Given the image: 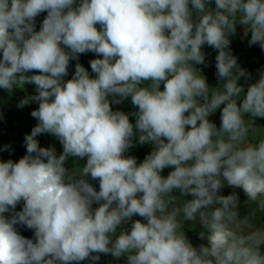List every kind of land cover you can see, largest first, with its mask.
Returning <instances> with one entry per match:
<instances>
[{"label":"clouds","instance_id":"9594fccd","mask_svg":"<svg viewBox=\"0 0 264 264\" xmlns=\"http://www.w3.org/2000/svg\"><path fill=\"white\" fill-rule=\"evenodd\" d=\"M212 2L0 0V89L34 85L17 107L38 103L26 154L0 160V264H98L102 254L126 264H264V227L239 218L235 191L264 211V138L249 142L264 118V70L245 91L239 81L251 73L230 49L241 25L264 51V0ZM205 45L218 52L217 87L197 67L208 66ZM89 52L94 77L79 63ZM129 97L137 111L113 110ZM218 109L219 127L209 118ZM41 134L62 152L41 147ZM136 137L153 146L139 164L125 155ZM69 157L86 158L79 175ZM226 185L233 192L221 195ZM186 222L207 244L193 246Z\"/></svg>","mask_w":264,"mask_h":264},{"label":"trees","instance_id":"16d2710c","mask_svg":"<svg viewBox=\"0 0 264 264\" xmlns=\"http://www.w3.org/2000/svg\"><path fill=\"white\" fill-rule=\"evenodd\" d=\"M99 27V26H97ZM83 56L87 55H94L96 58L97 56L94 53H86L82 54ZM77 61L71 60L68 68V75L64 78L65 80L71 79L72 75L74 74L75 71V64ZM79 63L84 66L90 73L91 76L94 77V73L91 72V67L89 61H79ZM198 66V65H197ZM214 82H217V77L216 75H209L207 77V83L209 86L211 84H214ZM243 79L241 78L239 83L244 86L243 84ZM147 83V82H145ZM214 87V86H210ZM23 88H14V99L18 102L15 104H11L10 107L6 110V113L3 116H0V148H3L4 145H10L11 146V151H0L1 154L5 157L4 161L10 159L9 156L11 153L14 154V159L13 161H18L23 155L26 154V148L24 145V136L25 134H30L32 128L34 127L33 122H27L24 121V117L26 116L25 114L27 113L28 115H31V111L36 109V105L34 102L30 103L29 105L25 106L24 108L20 109L17 107V104L19 103L20 100L25 98L26 96H32L35 95L34 92L26 93ZM161 90H163V85H161ZM1 91V89H0ZM246 91V89H245ZM113 110H120L125 113H131L134 111H137V109L132 105L131 103V98L129 97L128 99L124 100L121 104L112 105ZM217 113V114H216ZM216 113L211 115L209 118L212 120L214 123H216L217 127L220 125V118L218 117V114H220V111L218 110ZM32 119V116H31ZM131 122H135V118L130 116ZM253 126H257L258 128L264 127V118H257L255 121H253ZM23 139V140H22ZM40 146L41 147H49L53 146L56 149L57 155H59L62 152V145L58 141L57 138L51 135H42L37 137ZM138 139V137L134 138V143L135 140ZM261 139V138H260ZM259 140V139H258ZM258 140H253V134L252 131L250 132L249 135V142L251 143H257ZM153 146L151 144H144V145H139L138 143H135L133 147L129 149V152L126 153L125 155H131L137 158V163L139 164L140 162L143 161L145 156L149 154L152 151ZM82 161L81 166L79 164H76V161ZM85 161V162H84ZM86 164V158L85 159H78V158H72L69 157L68 160L66 161L65 166L68 169H76L79 170L80 167H83ZM172 168H165L161 175L162 176H167L170 171H172ZM92 185L96 188V190H99V185L98 181H93L92 180ZM236 193L239 196V201H240V206H239V218H243L245 216H249V224L252 226V228H261L264 227V217L258 216L256 211L258 209L256 208L255 205H249L247 203L248 198L246 195L243 193L242 189H235ZM233 192V189H231L226 195H229ZM176 195H179V193H174ZM186 199H191L190 196L186 197ZM94 208L98 207L97 204H93ZM130 223L128 225H125V227L130 228ZM201 230L200 225L197 223L196 225L192 226V222H186L185 223V233L187 238L190 240V242L193 244L194 247H199L201 244H207L206 240H201L199 238V231ZM251 229L245 228L244 231H249ZM119 231V230H118ZM29 238H33V235H30ZM261 251L264 252V246H261ZM109 255L106 256V259L102 264H109ZM84 261L80 262H71V264H81Z\"/></svg>","mask_w":264,"mask_h":264},{"label":"rangeland","instance_id":"374dc122","mask_svg":"<svg viewBox=\"0 0 264 264\" xmlns=\"http://www.w3.org/2000/svg\"><path fill=\"white\" fill-rule=\"evenodd\" d=\"M210 6L212 8L215 7L214 0ZM46 15H47V13L44 12V13H41L36 18V29L37 30H39V27L42 23V20L44 19V17ZM250 36H251L250 32L246 33L245 28L241 25H237L236 33L234 35L230 36V41H231L230 49H231L233 55H235L237 57L238 63L240 64V66L242 68L246 69L249 73H251V78L248 81H245L244 78H242L244 81L243 84H244L245 89H247V86L249 84L254 83L258 79L259 70H264V51H262L258 45L249 46L248 41L250 39ZM202 51H204L206 53L205 59H206V63L208 66L205 67L204 65H198L197 67L201 70L202 74L207 79V77H209V75H211V74L215 75V73H216L215 57L218 54V52H217V50H214L213 48H211L207 45H205L202 48ZM0 58H2V53H0ZM95 58L96 57L94 55H89V56L80 55L79 61H82V62L90 61V60L95 59ZM31 74H38V73H29V75H31ZM218 84H219V82L217 81L216 83L214 82V84H211L210 86L217 87ZM22 88H23L22 90H24L26 93L27 92L30 94H32L31 92L35 93V86L34 85H30V84L24 85ZM13 97H14V89L11 93L5 91L4 89H1V91H0V116L4 117V114L6 113V110L8 109V107H10L11 104H15L16 102H18ZM34 103L36 105V108H38V103H36V102H34ZM25 115L26 116L24 117V121L33 122L34 126L37 124V120L33 117L31 119V115L27 116V113ZM218 117L220 118V114H218ZM252 134H253V140H258L260 138H264V127L258 128L257 126H253ZM42 135H46V134H41L39 136H42ZM128 152H129V150H128ZM14 157L15 156L13 153H11L9 156L10 159H14ZM4 159H5V157L0 152V160L4 161ZM80 162H83V160L82 161H80V160L76 161V164H79V166H81ZM80 168H82V167H80ZM73 170L74 169H71V170L69 169L70 172ZM79 171L80 170H76L77 175H79ZM87 179H88L89 183L92 184L91 178L88 177ZM97 186L99 187V185H97ZM231 189L232 188H230L226 185L222 189L220 194L226 195ZM22 207H23V202L21 201V203L17 205L16 211L22 210ZM93 208H94V206H93ZM256 213L258 214V216L264 217V211L258 210V211H256ZM6 215H9V214L6 213ZM132 219L136 220V219H142V218H140L139 216H134ZM17 227H18L19 233L21 235H23L24 237L29 238L30 235L34 236V233L32 230H29V229L22 227V226H17ZM106 256L107 255L102 254L98 264H102L104 262V260L106 259ZM108 257L110 260L109 264H126V257H121L118 260L114 259L111 255H109ZM81 264H89V261L85 260Z\"/></svg>","mask_w":264,"mask_h":264}]
</instances>
